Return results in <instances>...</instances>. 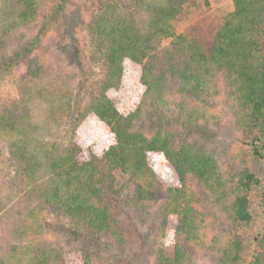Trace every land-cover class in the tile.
Returning <instances> with one entry per match:
<instances>
[{
    "label": "trees",
    "instance_id": "obj_1",
    "mask_svg": "<svg viewBox=\"0 0 264 264\" xmlns=\"http://www.w3.org/2000/svg\"><path fill=\"white\" fill-rule=\"evenodd\" d=\"M51 1L44 11L48 0H0V76L23 58L29 74L18 84L19 98L0 108V158L13 170L10 194L0 200V264H264V229L244 263L240 233L253 220L255 189L264 215V176L248 165L250 156L264 163V0H233L209 52L197 37L176 29L175 20L195 0H130V10L117 0H92L97 10L87 26L102 79L75 111L67 89L72 76L50 72L33 56L54 24L60 38L75 39L66 20L68 0ZM75 15L79 11L71 16L79 22ZM129 71L139 76L144 96L125 114L121 92ZM210 97L227 99L234 128L251 147V154H238L228 166L202 145L180 141L178 128L135 127L145 106L175 105V123L198 129L216 117ZM38 101L46 105L42 120ZM67 116L73 117L71 132L61 142L49 134V124ZM98 125L105 128L101 156L90 138ZM200 192L226 213L215 228L208 219L215 214L201 206ZM158 203L157 233L136 257L130 254L136 225L122 221L118 211L131 207L141 223L151 224ZM44 208L68 216L88 234L110 236L117 252L105 257L89 247L69 253L46 245Z\"/></svg>",
    "mask_w": 264,
    "mask_h": 264
},
{
    "label": "rangeland",
    "instance_id": "obj_2",
    "mask_svg": "<svg viewBox=\"0 0 264 264\" xmlns=\"http://www.w3.org/2000/svg\"><path fill=\"white\" fill-rule=\"evenodd\" d=\"M117 1L124 10L131 9L130 0ZM68 2L67 13L69 14L66 15V20L69 25L73 24L71 33L75 39L71 37V34L68 38H60L58 29L54 24L43 36V41L34 51L33 56L42 60L48 66L50 72L55 73L57 70H62L72 76L71 81L68 82L67 89L75 111L89 100L90 94L102 79V70L97 48L87 26L94 16L97 6L92 0H68ZM52 4V1L48 0L44 6V11L51 9ZM233 9V0L190 1L186 4L184 13L175 20L176 29L178 32L189 33L197 37L205 50L209 52L213 45L215 33L222 25L224 18ZM75 11H79V15H75L80 18L79 22L73 21L71 17ZM81 20L84 23H80ZM32 35L33 32H29L27 36ZM63 45L65 47L67 45V48H70L68 53L63 52ZM19 46L20 44L13 46L6 51V54H13ZM28 78L26 59L24 58L16 61L10 68L3 71L2 76H0V108L4 104L19 98L18 84L20 80ZM110 95L115 96L117 92L112 90ZM143 96L144 87L139 81V76L136 72L129 71L122 82V112L127 114L140 107ZM208 103L209 110L216 117L215 119L205 120L198 129H187L177 124V122L175 123L174 118L177 115L175 105L166 110L153 107L151 109L150 106H145L135 127L144 132H149L154 128L165 130L178 128L179 130L176 129L175 132H177L176 134L180 141H191L202 145L206 151L217 157L222 167L232 163L238 154H247L246 152L251 154V147L234 128L233 116L229 111L227 99L225 97H210L208 98ZM35 107L39 118L41 120L44 119L46 105L42 101H38ZM142 107H144V104ZM72 116H67L58 123L49 124L51 128L49 134L61 142H67L71 132ZM82 135L88 137L85 132ZM104 136L105 128L101 125L96 126L94 132H91L92 146L99 156H101L104 149ZM248 162L250 168L259 177L264 176V163L262 161L255 160L250 156V158L248 157ZM12 172L13 170L7 161L0 158V200L10 194L7 181L10 180ZM258 194L259 192L256 189L253 190V220L244 224L240 231L245 244L243 263L250 258L257 245L255 241L256 235L264 229V215L260 210ZM123 196L124 194L121 195L120 199H124ZM200 204L204 210L208 211L207 213L215 214L209 215L208 218L214 228L225 221L226 213L224 209L216 204L212 198L207 197L205 193L200 192ZM159 205L158 203L153 208L154 215L151 224L141 223L136 211L131 207L122 205L119 209L118 217L122 221L136 225V243L131 248L130 254H136V257L138 254H143L144 246L155 237ZM40 217L45 225V232L42 237L43 243L48 246L63 247L69 253L74 250L85 252L89 247L94 254L104 255L105 257L117 252L119 248L110 236L97 233L88 234V230L77 227L68 216L62 213L44 208ZM4 220L6 225H8V216L4 217ZM186 248L190 250L188 245H186ZM199 258L203 257L200 256ZM202 260L207 261L206 259Z\"/></svg>",
    "mask_w": 264,
    "mask_h": 264
}]
</instances>
